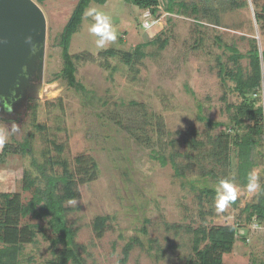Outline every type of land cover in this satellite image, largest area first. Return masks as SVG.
Returning <instances> with one entry per match:
<instances>
[{"label": "rangeland", "instance_id": "374dc122", "mask_svg": "<svg viewBox=\"0 0 264 264\" xmlns=\"http://www.w3.org/2000/svg\"><path fill=\"white\" fill-rule=\"evenodd\" d=\"M34 1L47 20L43 78L35 82L42 88L15 114L0 113V153L7 151L0 162V194H19L27 204L33 189L24 188L25 177L40 178V165L61 175V168L51 162L65 160L75 171L79 158L92 160L99 166L98 176L79 184L75 203L64 205L85 264H187L196 249L205 246V231L224 225L238 229L225 264H264V225L256 220L250 224L243 212L264 180L259 150L253 170L259 188L253 192L237 179L238 158L232 153L231 178L216 185L221 198L225 190L229 194L224 207L217 198L213 203L200 198L175 176L170 164L162 166L151 157V150L170 155L175 143L183 154L177 163L184 165L185 153H198L192 143L207 142L225 130L211 129L200 120L202 116L227 124L242 102L232 81H222L219 60L230 69L239 66L245 77L252 68L248 58L235 64L216 38L243 54L255 46L262 54L264 33L257 15L264 12V0H237L238 5L229 0H177L186 11L173 14L164 10L167 0H161L159 16L152 18L133 0L92 2L70 46L76 78L88 90L86 95L59 78L60 36L79 0ZM194 6L213 8L217 16L201 13L198 24ZM97 15L107 20L116 37L103 46L90 31L100 22ZM151 42L143 48L145 56L131 65L105 55L110 49L133 53ZM261 67L264 80L262 55ZM262 87L264 106V81ZM28 141L31 150L22 152L20 145ZM99 217L107 218L102 236L94 228ZM47 220L23 219V226H34L36 236L23 247L20 264H49L58 258L64 246L52 245Z\"/></svg>", "mask_w": 264, "mask_h": 264}, {"label": "trees", "instance_id": "16d2710c", "mask_svg": "<svg viewBox=\"0 0 264 264\" xmlns=\"http://www.w3.org/2000/svg\"><path fill=\"white\" fill-rule=\"evenodd\" d=\"M109 0H79L74 8L61 36L60 45L62 47L63 70L59 78L64 80L70 88L77 92L87 94L88 90L76 78L77 66L73 56L70 53V46L73 37L80 31L84 16L92 2L106 4ZM177 0H167L165 11L168 14L174 12L186 11L184 2ZM135 6L141 10H146L150 17H158L161 10V0H133ZM228 3L238 5L237 0H229ZM177 6V8H176ZM196 22L200 24L201 13L211 16L216 14L213 8H200L194 6ZM203 18V17H202ZM257 22L264 33V12L257 15ZM218 39V40H217ZM222 50H228L231 53L230 58L237 64L240 60L248 58L251 61L252 73L245 77L242 69L238 66L236 70L230 69L226 64L219 60V74L222 81L226 83L232 81L234 86L232 90L239 94L242 102L228 118V123H217L212 120L200 117L201 121L211 129L223 128L218 136L208 138L207 142L200 141L192 148L197 150V154L185 153L187 163L180 165L177 158L183 154L177 151L176 144H171L172 153L167 156L165 153L151 150V157L162 166H172L175 176L183 181V185L189 187L192 191L198 192L200 198H206L213 203L217 194L220 195L216 185L222 181H228L232 170V153L236 152L238 158V167L236 168L237 179L244 185H248L249 176L257 167L256 152L259 150L262 159L264 154L261 149L264 148V106L262 98V67L261 55L264 60V52L261 54L259 48L255 46L247 53H241L236 48L222 44L219 38ZM168 41H164L165 46ZM151 43L139 45L133 53L116 51L110 49L105 55L109 58L119 57L125 63L132 64L145 56L143 48ZM40 128V126H37ZM199 146V147H198ZM31 145L28 142L20 145L22 152H29ZM62 152V147H58ZM149 148V147H148ZM165 151V149H164ZM7 151L0 153V162L6 156ZM209 161L211 168H208ZM58 165L62 174L52 173L48 165H40L38 168L41 177L37 180L29 175L25 177L26 190L33 189V197L24 204L19 194H0V264H20V256L25 244L34 241L36 236L35 228L31 225H22L23 219L31 216L38 220H47L52 235L50 241L54 247L63 245L58 258L49 264H85L77 243L76 230L70 225L64 205L78 197V185L87 183L98 176L99 166L94 161L88 159H78V169L73 171L67 161L51 162ZM200 170L196 172V169ZM51 172V173H50ZM190 174H197L193 179H189ZM236 203L234 199H229ZM246 215V221L252 224L256 220L260 225H264V180L261 183L259 194L255 200L243 210ZM107 218L99 217L94 223V228L98 236H102ZM206 244L202 248H197L194 257L187 261V264H225L223 258L232 253L238 240V229L236 226H213L205 231L204 240Z\"/></svg>", "mask_w": 264, "mask_h": 264}, {"label": "water", "instance_id": "95a60500", "mask_svg": "<svg viewBox=\"0 0 264 264\" xmlns=\"http://www.w3.org/2000/svg\"><path fill=\"white\" fill-rule=\"evenodd\" d=\"M47 20L34 0H0V113L15 114L42 88Z\"/></svg>", "mask_w": 264, "mask_h": 264}, {"label": "clouds", "instance_id": "9594fccd", "mask_svg": "<svg viewBox=\"0 0 264 264\" xmlns=\"http://www.w3.org/2000/svg\"><path fill=\"white\" fill-rule=\"evenodd\" d=\"M98 18H100V22L96 25H93L90 31L93 34H96L101 39L98 40V46H103L104 43L108 40H115V34L111 32L110 27L107 23V20L105 18L100 17L97 15ZM4 141L3 139H0V144H2ZM227 183V181H222L221 186L223 184ZM259 188V185L257 183V178L254 174H250L249 176V183L247 185V189L249 192L256 191ZM228 192L227 190L224 191L223 198L219 194H217V200H218V206L224 207L228 202ZM69 203H75L74 200H70Z\"/></svg>", "mask_w": 264, "mask_h": 264}, {"label": "flooded vegetation", "instance_id": "af4514ba", "mask_svg": "<svg viewBox=\"0 0 264 264\" xmlns=\"http://www.w3.org/2000/svg\"><path fill=\"white\" fill-rule=\"evenodd\" d=\"M34 84H36V83H34ZM4 113H5L6 115H12V114H13L12 111H11L10 109L6 110Z\"/></svg>", "mask_w": 264, "mask_h": 264}, {"label": "built area", "instance_id": "2783aa9c", "mask_svg": "<svg viewBox=\"0 0 264 264\" xmlns=\"http://www.w3.org/2000/svg\"><path fill=\"white\" fill-rule=\"evenodd\" d=\"M148 17H150V14L148 13ZM151 18V17H150ZM149 19V18H148ZM149 22V21H148ZM154 23V22H153Z\"/></svg>", "mask_w": 264, "mask_h": 264}]
</instances>
